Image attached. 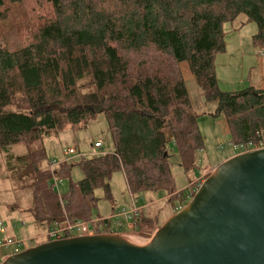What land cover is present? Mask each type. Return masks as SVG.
<instances>
[{"label": "trees", "instance_id": "obj_1", "mask_svg": "<svg viewBox=\"0 0 264 264\" xmlns=\"http://www.w3.org/2000/svg\"><path fill=\"white\" fill-rule=\"evenodd\" d=\"M242 13L263 49L264 0H39L32 16L23 0H0V151L14 185L31 193L37 227L47 233L91 219L96 190L110 198L115 172L133 197L172 194L173 147L186 172L196 169L203 141L182 62L216 103L211 115L224 116L231 143L264 137V87L224 91L216 75L228 26ZM97 114L112 148L49 158L46 139L87 128ZM76 165L83 177L75 182ZM63 179L69 186L60 193ZM199 183L176 192L175 213ZM135 222L139 232L155 229L143 209Z\"/></svg>", "mask_w": 264, "mask_h": 264}, {"label": "water", "instance_id": "obj_2", "mask_svg": "<svg viewBox=\"0 0 264 264\" xmlns=\"http://www.w3.org/2000/svg\"><path fill=\"white\" fill-rule=\"evenodd\" d=\"M1 264H264V148L219 163L148 243L116 233L75 236Z\"/></svg>", "mask_w": 264, "mask_h": 264}, {"label": "rangeland", "instance_id": "obj_3", "mask_svg": "<svg viewBox=\"0 0 264 264\" xmlns=\"http://www.w3.org/2000/svg\"><path fill=\"white\" fill-rule=\"evenodd\" d=\"M38 2L39 0H23L30 16L34 15ZM245 19L246 16L242 13L234 22L238 23L240 20ZM245 24L246 25L239 30L243 38L242 44L244 48L251 49L252 57H255L257 56V51L254 47H259L254 45L253 41H251L255 33L252 32L250 26L257 27V25L252 21H248ZM230 25L228 27H230ZM229 29H231L230 32H233V28ZM230 32L227 33L226 39ZM232 53L233 48L226 47L225 51L219 53L217 56L219 57L220 55H229ZM223 63L225 62L218 61L216 64L215 61L217 67L216 75L218 79L221 78V81H219L220 89L238 90L239 84L233 86V82L243 81L241 71H236L234 73V78L230 79L227 75V70L222 67ZM181 70L188 88L193 110L198 114L199 130L203 141L202 147L196 152V169L186 172L178 158V148L173 147L174 157L171 162L175 178L176 191L172 193L174 195L159 194L149 191L137 195V197H133L128 190L123 172H115L112 175L110 180L112 195L110 198L105 197V191L103 189H97L95 192L98 201L93 209L92 218H96L99 215L109 216L117 207H132L135 203L138 208L144 210V214L153 220L155 229L143 230L141 232L137 231V229H124L116 233L124 237L138 240L141 243H148L158 229L157 227H160L171 215L175 214V205L173 206V201L171 202V199L177 196L176 192L183 191L189 184L202 183L206 176L208 177L214 171V168L222 162L221 160L225 156L231 153L238 154L240 152L242 153V151L246 152L243 149H233L230 144L229 127L224 116L211 115L216 108V103L206 101L187 61L181 63ZM95 141H101L103 144L102 148L104 149L112 148L113 145L109 125L103 114H97L94 119L90 120L87 128H81L72 132L70 130L64 131L55 137L46 139L44 145L46 146L49 158L57 160L59 158H64L63 150L67 147L78 148L84 151V153L87 152L85 153L86 155H89L90 152L94 153L96 150H99L93 147ZM222 145L223 147L221 148ZM23 150L24 147L22 145L16 147L17 152ZM47 164L49 165L48 162ZM213 166L214 168H212ZM71 177L75 182L83 177V172L78 165L73 168ZM199 177L200 179L196 180ZM194 180L195 182H193ZM199 184L198 188L200 186ZM58 186V191L64 193L69 186V179H63L58 182ZM31 203V193L27 190L17 188L12 182L10 175L6 171L4 154L0 151V223L4 224L3 229H0L1 244H5L9 239L14 241L31 239L33 247L46 239V232H43L37 227L31 216ZM130 231L133 232L129 233ZM12 252H14V245H4L0 250V264L7 256H10Z\"/></svg>", "mask_w": 264, "mask_h": 264}, {"label": "built area", "instance_id": "obj_4", "mask_svg": "<svg viewBox=\"0 0 264 264\" xmlns=\"http://www.w3.org/2000/svg\"><path fill=\"white\" fill-rule=\"evenodd\" d=\"M264 52V51H263ZM233 149H243L246 152L249 150H258L264 148V137L260 136L258 141H248L243 144H233L230 142ZM103 144L100 142L94 143V148H101ZM223 145L221 146V148ZM244 152V151H242ZM64 158L63 161H71L78 157L83 156L77 148L75 147H67L63 150ZM54 164L53 166H55ZM58 184V183H57ZM201 184V183H200ZM199 184V185H200ZM141 209V208H140ZM139 208H116L110 216L106 218H102L97 216L96 218H91L89 220H79L76 222H67V224L63 227H59L56 223L53 228H51L46 234V240H58L64 238H70L75 236H93L96 234L103 233H118L124 229L126 230H134L137 229V224L135 222L136 216H138ZM2 223H0V229H3ZM14 245V253L21 252L27 248L32 247L33 243L31 239H25L21 241H14L9 239L5 244L0 243V250L3 246Z\"/></svg>", "mask_w": 264, "mask_h": 264}, {"label": "crops", "instance_id": "obj_5", "mask_svg": "<svg viewBox=\"0 0 264 264\" xmlns=\"http://www.w3.org/2000/svg\"><path fill=\"white\" fill-rule=\"evenodd\" d=\"M246 22H248L247 18L245 20H240L238 23L234 22L232 25H230L229 28H233L232 30L233 32H230L228 34V37L226 39V47H232L233 53L229 55H226V54L220 55L219 57L217 56L216 64L218 61L225 62L223 63L222 67L227 70V75L230 79L234 78V73L236 71H241L243 81H240V82L235 81L233 82V86L234 85L236 86L237 84H239V89H243L248 86H254L256 88H263L264 87V52H263L264 48L262 49V48L254 47V49L257 51V56L252 57L251 49L243 47V44H242L243 38L239 30L246 25L245 24ZM250 28L252 32L256 33L257 31L256 26H253V27L250 26ZM217 73H218V69H217ZM218 81H221V78H219ZM228 90L229 89H225L224 91H228ZM231 90H237V89H231ZM77 150L83 155H86L85 153H87V152L84 153V151L78 148ZM91 153L92 152H90V154ZM235 154L236 153H231L225 156L221 161H224L234 156ZM212 168H214V166ZM199 179L200 177L197 178L196 180H199ZM193 182H195V180ZM134 207L138 208L136 206V203L132 207H128V208H134ZM99 216L102 218L108 217V216H101V215ZM131 232L133 231H130L129 233ZM43 242H46V239L43 240L41 243ZM11 254H13V252Z\"/></svg>", "mask_w": 264, "mask_h": 264}]
</instances>
